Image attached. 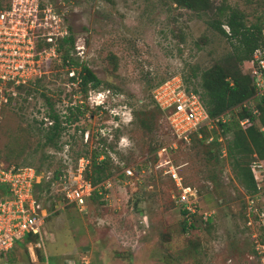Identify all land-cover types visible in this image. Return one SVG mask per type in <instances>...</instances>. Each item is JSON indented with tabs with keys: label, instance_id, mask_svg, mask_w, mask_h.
Returning a JSON list of instances; mask_svg holds the SVG:
<instances>
[{
	"label": "rangeland",
	"instance_id": "374dc122",
	"mask_svg": "<svg viewBox=\"0 0 264 264\" xmlns=\"http://www.w3.org/2000/svg\"><path fill=\"white\" fill-rule=\"evenodd\" d=\"M51 1L74 39L68 54L97 81L85 95L69 94L76 87L57 57L25 102L0 109V162L36 169L35 195L45 213L40 246L15 241L0 264H264V186L249 193L234 178L223 152L230 132L206 131L207 140L191 138L165 153V122L150 98L151 86L170 73L197 84L200 71L228 49L205 24L209 14L199 16L171 0ZM225 1L248 20L264 7V0ZM248 65L242 63V71ZM106 90L115 95L106 99L114 116L96 108L102 97L95 95ZM40 92L58 113L77 103L84 110L62 125L55 146L43 142L38 126L47 111ZM92 149L110 157L109 186L101 189L103 200L88 198L79 210L66 203L63 191L75 183L79 158L89 168ZM167 158L181 182L196 191L192 213L180 211Z\"/></svg>",
	"mask_w": 264,
	"mask_h": 264
},
{
	"label": "built area",
	"instance_id": "2783aa9c",
	"mask_svg": "<svg viewBox=\"0 0 264 264\" xmlns=\"http://www.w3.org/2000/svg\"><path fill=\"white\" fill-rule=\"evenodd\" d=\"M57 5L51 0H8L0 8V106L6 102L8 94H14L16 86L33 83L35 78L45 73L44 68L50 62L59 58V41L69 34V29ZM78 50L79 47H76L77 53ZM248 64L247 72L255 89L254 95L263 97L264 101V47L253 50ZM64 68L67 69V77H74L69 84L76 87L79 81L77 72L70 64H65ZM97 95L102 98H96V106L109 111L112 116L116 115L115 106L108 107L111 104L106 102L108 97L113 99L115 95L107 90ZM150 98L159 110V117L165 122L163 132L169 137L162 146L165 153L166 150L174 151L191 138L207 140V136L203 138L202 132L219 130L218 123L228 119L226 111L213 117L208 116L198 93L186 87L178 74H172L154 84L150 89ZM255 112L252 108V113ZM247 120L243 118L238 124L243 125ZM259 129L263 131L261 126ZM84 158L87 163L88 157ZM82 162L83 159L79 158L75 183L63 191L66 203L79 210L93 191L101 194V189L109 186L107 178L96 184L85 179ZM163 163H169L168 158ZM248 167L256 190L263 187L264 159L252 154ZM176 168L169 163L167 177L177 190L176 201L181 208L192 213L194 209L191 202L196 197V191L181 182ZM125 169V173L131 175L130 170L127 167ZM38 177L33 166H13L0 162V256L26 234L35 235L36 240L33 242L40 246L45 213L33 191Z\"/></svg>",
	"mask_w": 264,
	"mask_h": 264
},
{
	"label": "trees",
	"instance_id": "16d2710c",
	"mask_svg": "<svg viewBox=\"0 0 264 264\" xmlns=\"http://www.w3.org/2000/svg\"><path fill=\"white\" fill-rule=\"evenodd\" d=\"M171 1L199 16L209 14L204 18L205 24L223 36L228 43V49L211 65L200 71L197 84H186L189 81L184 76L181 79L186 87H190L191 90L198 93L208 116L213 117L225 111L228 113V119L218 123L221 134L226 132L231 134L225 145L224 156L230 159L234 178L247 192L253 193L256 188L248 163L252 154L264 159V101L263 97L254 95L255 89L251 77L247 71H242L241 65L250 60L255 48L264 47V7L260 14L255 15L252 20H248L243 10L235 5H230L225 0H220L216 4L214 0ZM3 5L0 3V8ZM68 29L69 34L59 41V64L62 67L65 64H70L79 77L76 89H72L69 94L80 91L85 95L89 87L95 85L97 79L88 67L84 64L77 65V62L68 54V50L73 48L74 42L69 26ZM74 66H78V70ZM170 75L172 74L170 73L166 77ZM43 76L39 75L33 83L16 86L14 94L6 96V102L0 106V109L2 107L18 108V104L25 102L30 93L37 89ZM195 76L192 71L190 77ZM67 80H74V77H67ZM40 94L47 105V111L44 113V118L38 121V126L43 142L55 146L63 129L62 125L68 122L70 117H72L71 121H75L80 114H83L84 110H80L81 105L77 103L74 106L67 105L66 113L65 111L58 113L52 109L51 100L44 93L40 92ZM154 108L158 114L159 110L155 106ZM252 108L256 110L255 113H252ZM88 116L90 117L91 113ZM243 118H248V120L243 125H239L238 121ZM45 121H48L47 125H44ZM259 126L263 128V131L259 129ZM206 133V131L202 132L203 138L207 135ZM196 140L202 141V138ZM150 150H155L154 146H150ZM78 155H84V153L79 152ZM100 156L101 158H99ZM11 165L19 166L20 164L11 163ZM110 169L111 160L107 153L102 149H92L89 153V168L84 171L83 177L92 184H96L110 175ZM38 186V182L34 183V193ZM89 198L103 200L102 195L95 191ZM180 211L183 214H188L184 208H181ZM188 226L193 227L191 223ZM182 228H185L184 222ZM35 240V235L26 234L19 243Z\"/></svg>",
	"mask_w": 264,
	"mask_h": 264
},
{
	"label": "flooded vegetation",
	"instance_id": "af4514ba",
	"mask_svg": "<svg viewBox=\"0 0 264 264\" xmlns=\"http://www.w3.org/2000/svg\"><path fill=\"white\" fill-rule=\"evenodd\" d=\"M260 214H261V215H263V214H264V212H260Z\"/></svg>",
	"mask_w": 264,
	"mask_h": 264
}]
</instances>
